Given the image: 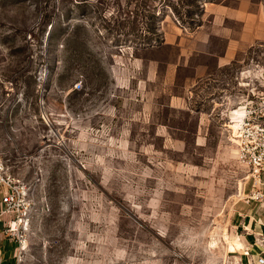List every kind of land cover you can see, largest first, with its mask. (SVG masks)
<instances>
[{"label":"rangeland","instance_id":"1","mask_svg":"<svg viewBox=\"0 0 264 264\" xmlns=\"http://www.w3.org/2000/svg\"><path fill=\"white\" fill-rule=\"evenodd\" d=\"M216 3L0 0V155L31 194L24 264L242 263L228 246L249 170L221 113L264 41L200 80L174 45Z\"/></svg>","mask_w":264,"mask_h":264},{"label":"built area","instance_id":"2","mask_svg":"<svg viewBox=\"0 0 264 264\" xmlns=\"http://www.w3.org/2000/svg\"><path fill=\"white\" fill-rule=\"evenodd\" d=\"M263 48L260 46L259 50ZM261 54L262 50H260ZM223 78L226 80L227 75ZM225 82V81H223ZM221 113L222 127L236 149L238 162L249 173L244 179L239 199L247 204L264 201V63L252 59L234 76L233 87L225 89ZM0 187L2 197L0 223L8 222L5 234L18 244L15 264H24L27 231L30 225V190L15 180L0 155ZM250 191L245 194L246 188ZM254 246L259 248L255 259L246 264H264V234H254ZM249 256V253H245ZM5 260L0 251V264Z\"/></svg>","mask_w":264,"mask_h":264},{"label":"crops","instance_id":"3","mask_svg":"<svg viewBox=\"0 0 264 264\" xmlns=\"http://www.w3.org/2000/svg\"><path fill=\"white\" fill-rule=\"evenodd\" d=\"M212 5L208 15L213 16L208 23L188 37H178L174 43L177 68H191L198 80L206 76H218L223 69L233 64L244 65L249 52L259 49L264 41V7L261 0H227L225 4ZM5 190L0 187V212ZM246 190L249 192L250 187ZM243 205L250 208L243 210ZM243 205L233 214L232 227L237 237L229 241L228 249L233 252L243 250L241 264H246L259 253V248L254 246V234H264V201L250 204L243 202ZM7 223H0V251L5 261L11 259L16 263L18 244L17 249L10 248L9 243L16 242L5 234ZM236 241L242 245L239 249H234ZM246 252L249 256L245 255Z\"/></svg>","mask_w":264,"mask_h":264},{"label":"bare ground","instance_id":"4","mask_svg":"<svg viewBox=\"0 0 264 264\" xmlns=\"http://www.w3.org/2000/svg\"><path fill=\"white\" fill-rule=\"evenodd\" d=\"M234 244H235L234 249H239V248L242 246L241 243L238 242V241L234 242ZM232 250H233V249H232Z\"/></svg>","mask_w":264,"mask_h":264}]
</instances>
